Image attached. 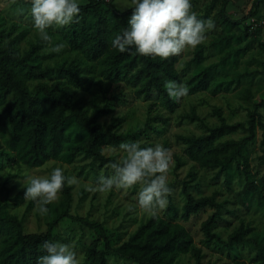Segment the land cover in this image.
<instances>
[{"label": "trees", "instance_id": "obj_1", "mask_svg": "<svg viewBox=\"0 0 264 264\" xmlns=\"http://www.w3.org/2000/svg\"><path fill=\"white\" fill-rule=\"evenodd\" d=\"M114 1L79 3L78 22L59 32L60 41L75 57L54 64L45 61L52 52L46 50L47 44L39 36L22 49L28 31H18L16 25L6 29L0 23V140L4 142L0 146V168L10 167L7 183L22 175L18 169L38 168L50 161L73 164L89 160L81 165L80 174L90 166L95 174L105 168L103 174L108 176V166L117 157L106 153V147L118 149L122 142L150 147V142H141V138H151L152 132L161 135L164 128L154 122L166 124L170 119L162 112L153 116V107L173 113L182 103L169 97L165 87L167 82H177L182 77L180 55L161 60L141 56L134 47L121 53L111 46L128 26L132 13L131 8H116ZM233 2L212 0L211 7L220 8L214 18L222 30L208 45L196 47L192 60L195 67L185 81L191 94L217 96L236 89L234 93L247 105L246 116L231 121L220 107L214 108L219 118L216 123L208 122L195 108L185 115L204 131L177 136L184 154L176 155L175 170L190 165L187 176L178 182L182 205L169 195L164 214L144 217L133 232L118 233V239L113 241L102 222L72 213L73 185L65 183L62 201L47 206L46 228L39 232L27 231L24 219L15 210L18 204L0 196V264H37V258L45 254L44 241L58 240L55 232L65 218L94 232L89 243L84 244L82 237L78 241L84 245L82 264H111L112 257L135 264H178L186 256L194 259V264H204L206 253L181 223L202 212H208L201 228L205 244L223 245L234 264H247L242 253L251 247L255 253L251 262L264 264V228L242 215L244 209L264 213V175L257 177L253 172L249 149L257 143L261 129L259 159L264 164V89L252 88L257 76L264 79V39L259 34L262 24L254 26L250 18H261L264 0H255L249 13L239 19L230 14ZM198 3L191 0L192 12ZM241 24L243 29L235 30ZM48 33L51 36L50 29ZM207 52L218 55L217 59L206 64ZM247 56L259 69L249 70V61L243 65ZM93 81L99 84L101 96L93 95L86 107L77 93ZM104 82L114 84L113 93L108 94ZM121 85L132 90L136 99L151 104L144 124L127 130V117L115 115L119 103L126 101ZM256 92L262 94L260 100L255 99ZM239 130L247 134L239 139L226 138ZM13 168H17L15 173ZM33 205L35 202L30 201L26 214ZM232 218L239 224L224 237L218 227H230Z\"/></svg>", "mask_w": 264, "mask_h": 264}, {"label": "rangeland", "instance_id": "obj_2", "mask_svg": "<svg viewBox=\"0 0 264 264\" xmlns=\"http://www.w3.org/2000/svg\"><path fill=\"white\" fill-rule=\"evenodd\" d=\"M86 0H78V3H84ZM212 0H199L197 8L193 11L196 15L200 16V19L203 20H212L214 23V28L208 30L205 33L206 39L202 44H209L211 39L218 35L221 28V23L214 18L216 12L219 11L218 8L211 7ZM116 0L114 1V4ZM121 3L127 4L130 3V0H121ZM255 0H235L230 7V14L234 19H239L243 15L249 13L250 9H252ZM31 8V0H0V23H2L3 27L6 29H10L13 25H16L18 31L27 30L28 34L26 38L22 41V49H27L29 47V41L35 40L38 37L36 30L33 27V21L30 15ZM127 8L123 11L129 10ZM120 10V9H119ZM261 18H257L255 21L253 17H250L251 23L254 26H262L259 29L260 36L264 39V9L260 10ZM249 18V19H250ZM51 38L53 45L55 44H63L64 48L59 52H52L45 61L49 64H54L56 61H61L63 58L69 57L74 58L75 53L70 52L68 47L60 41V30L61 28H56L55 26L50 27ZM243 24L239 25L235 30H242ZM48 31V29H47ZM258 47V45H256ZM196 49V48H195ZM195 49L188 48L181 55V61L179 62V69L181 71V78L177 83H182L186 86L185 78L190 75L192 69L195 67L193 63V57L195 55ZM46 50L50 52L49 46H46ZM257 52L259 48H256ZM255 50V51H256ZM207 59L206 64L217 59L218 55L211 54L210 52L206 53ZM249 56L244 59L243 65L246 66L247 61L251 62L249 66V70L259 69L257 63H253ZM249 81L246 82V85H249ZM104 86L108 88V94L113 93L114 84L109 82H104ZM126 92V101L120 102L118 108L115 111V115H122L127 117V122L125 124L126 130L135 128L137 125H142L146 121L147 117H149L148 109L151 106L149 102H144L141 99H136L134 97L133 91L129 88L121 85L120 87ZM252 88L255 90L264 89V79L260 76H257L254 80ZM236 89L233 88V91L219 94L217 96L211 95V93H203V94H191L188 89V95L182 98V103L175 112L165 111V109L161 107L159 110H155L153 107L152 115L155 116L158 112H162L165 116H168L169 122L162 123L157 121L154 124L158 127L164 128V132L161 135H156L153 132L151 133V138H146L145 136L141 138V142H150V146H155L156 144H161L165 148L169 149L172 155V166L170 168L168 174V184L171 186L172 195L174 196L176 201H180V205H182V198L180 197V187L178 182L183 180L189 171L190 165H187L184 168H181L179 171L175 170L176 166V155H181L183 153V146L177 140V136L180 134H201L204 130L198 125L196 122H191L185 115L189 114L193 108L196 109L198 114H202L206 117L208 122L216 123L219 121V118L214 114V108L220 107L224 114L231 121L243 120L245 118V110L247 106L239 97L234 93ZM263 93V92H262ZM93 95L98 97L101 96L100 86L97 82L93 81L91 85L86 90H81L77 93L78 99L82 101V103L87 107L91 103V99ZM262 94L256 92V100H260ZM109 118V117H108ZM247 133L244 130H239L236 133L232 134L230 137L239 139L245 136ZM258 141L255 145H251L250 149V160L253 172L257 175V177H262L264 175V164L260 161V156L262 155L261 150V139H262V130L258 132ZM4 142L0 140V146L3 145ZM106 153L115 154L118 158L121 153L119 148H105ZM84 163H89V160L80 161L73 164H63L60 161H50L42 167L38 168H26L23 167L18 169L19 173L22 175L17 179H22L25 173H31L35 175L46 176L48 175L54 167H61L64 169V174L66 176H74L78 179L79 183L73 185V206L72 213L80 215L82 217H87L91 221H98L104 224V227L108 231V235L110 238L115 241L118 239L119 234L122 232H133L141 220L144 217H148L149 215L143 214L139 211L137 207V196L136 193L139 190V185L129 189L127 192L120 190L116 191L115 189L105 192L99 193L95 191H89V188L93 187L94 184L98 181L94 179V176L99 178L101 174L104 173L105 168L101 169L98 174H95L90 166H86L83 173L80 174L81 165ZM110 168V166H108ZM10 167L0 168V196L4 198H10L13 204L17 203L18 206L15 209L18 213L19 217L24 219L26 230L29 232H39L43 231L46 228V223L48 221V213L44 216H41L39 212L36 210V205L31 208V211L26 214L28 211V206L30 205V201L24 200V189L21 188L20 183L17 179L13 182H6L9 176ZM13 173L17 171V168H13ZM112 174V170L110 168L109 175ZM8 181V180H7ZM176 186V187H174ZM11 190V191H10ZM10 191V193H8ZM210 191V190H209ZM168 197V204H169ZM17 201V202H16ZM62 201V194H59V199L50 204V206L57 204ZM168 206V205H167ZM135 209V210H130ZM160 214H164L161 212ZM245 219L252 220L258 224L259 228H264V213L255 212L254 209L252 211H246L244 209L243 214ZM208 217V212H202L196 216H193L189 221L185 222L181 220V223L188 228V230L193 234L194 240L198 246L203 248V251L206 253V257L204 259V264H209L214 262L216 264H234L232 258H230L227 254L225 247L221 244L208 246L203 242L204 235L202 232V224ZM233 225L230 227H218V230H222V234L224 237L228 236L234 226L239 224V220L236 218H232ZM221 228V229H220ZM59 242L68 243L74 247V250L77 253V258L79 260V264H82L84 261V255L82 249L84 245L78 243L79 239L83 238V243L87 244L91 241V237L94 232L87 227H82L76 221L71 220L69 218H65L58 225L55 232ZM222 236V235H221ZM251 246V245H249ZM252 252V253H251ZM253 250L251 247L246 249L242 253V259L246 261L247 264H255L251 262L254 256ZM111 264H135L132 261L123 260L120 258L112 257L110 259ZM195 260L190 256H186L180 260L178 264H194Z\"/></svg>", "mask_w": 264, "mask_h": 264}, {"label": "clouds", "instance_id": "obj_3", "mask_svg": "<svg viewBox=\"0 0 264 264\" xmlns=\"http://www.w3.org/2000/svg\"><path fill=\"white\" fill-rule=\"evenodd\" d=\"M115 7L121 11L131 8L128 26L111 42L121 53L135 48L141 56L159 57L167 60L181 55L186 49L202 44L205 33L214 28L212 20H203L191 11V0H130L123 4L116 0ZM81 8L78 0H31L30 15L40 40L51 52L59 53L63 44L52 43L47 29L63 28L78 22ZM167 94L180 102L188 95V88L175 81L165 85ZM121 155L110 163L112 174H101L89 191L105 193L115 189L127 192L139 185L136 193L137 207L143 214L158 218L168 205L172 189L168 174L172 166L169 149L161 144L141 147L139 142H122ZM24 189V200L33 201L41 216L48 213V205L59 199L65 183H79L74 176H66L64 169L54 167L46 176L25 173L17 179ZM135 210V209H130ZM45 254L37 258V264H79L74 247L59 241H44Z\"/></svg>", "mask_w": 264, "mask_h": 264}]
</instances>
